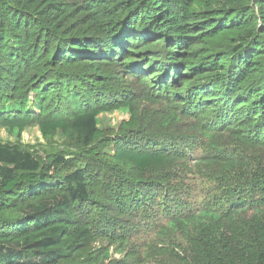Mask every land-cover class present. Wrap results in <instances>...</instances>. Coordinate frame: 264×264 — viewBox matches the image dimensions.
Listing matches in <instances>:
<instances>
[{
	"label": "trees",
	"instance_id": "16d2710c",
	"mask_svg": "<svg viewBox=\"0 0 264 264\" xmlns=\"http://www.w3.org/2000/svg\"><path fill=\"white\" fill-rule=\"evenodd\" d=\"M109 62L154 77V85H182L200 113L219 104L228 127L229 114L248 103L245 118L264 127V0H0V132L20 136L33 120L44 137L60 131L90 148L106 109L86 106L61 118L43 106L51 91L59 100L70 90L59 88L60 69ZM27 79L36 81L31 99L20 94ZM113 155L139 170L165 163L161 153L118 148ZM51 168L0 144V264H58L91 240L72 216L88 198L84 171L60 177ZM233 217L205 210L169 227L208 230ZM251 219L249 243L231 248L221 233L219 249L213 239L214 264H264V207Z\"/></svg>",
	"mask_w": 264,
	"mask_h": 264
},
{
	"label": "rangeland",
	"instance_id": "374dc122",
	"mask_svg": "<svg viewBox=\"0 0 264 264\" xmlns=\"http://www.w3.org/2000/svg\"><path fill=\"white\" fill-rule=\"evenodd\" d=\"M59 72V88L70 90L59 100L58 90L51 91L43 106L48 116L67 118L86 106L106 109L99 115L102 136L84 148L60 131L44 137L33 120L20 136L0 132V144L29 151L44 167L52 165L51 175L85 173L88 198L72 216L92 238L58 264H214L210 243L214 239L221 249V233L231 248L251 241L253 211L264 207V127L251 114L245 118L248 103L229 114L228 127L219 104L200 113L182 85H154V77L121 63ZM25 81L20 94L31 99L36 81ZM118 148L161 153L165 163L139 170L115 159ZM205 210L234 215L233 221L208 230L169 227Z\"/></svg>",
	"mask_w": 264,
	"mask_h": 264
}]
</instances>
